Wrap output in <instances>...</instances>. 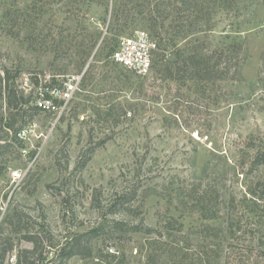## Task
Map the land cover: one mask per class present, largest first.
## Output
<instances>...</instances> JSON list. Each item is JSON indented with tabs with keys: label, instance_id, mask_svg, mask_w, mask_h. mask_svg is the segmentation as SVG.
Here are the masks:
<instances>
[{
	"label": "rangeland",
	"instance_id": "1",
	"mask_svg": "<svg viewBox=\"0 0 264 264\" xmlns=\"http://www.w3.org/2000/svg\"><path fill=\"white\" fill-rule=\"evenodd\" d=\"M89 1L0 0V246H15L4 264L34 249L29 234L34 264H264V165L251 167L264 145V0H200L205 31L170 43L242 44L237 79L207 87L112 60L137 30L168 42L177 9L161 26L158 0ZM6 80L30 100L22 109L8 107ZM51 95L56 108L29 109ZM33 124L25 156L15 130ZM103 226L92 256L64 257L76 234Z\"/></svg>",
	"mask_w": 264,
	"mask_h": 264
},
{
	"label": "trees",
	"instance_id": "2",
	"mask_svg": "<svg viewBox=\"0 0 264 264\" xmlns=\"http://www.w3.org/2000/svg\"><path fill=\"white\" fill-rule=\"evenodd\" d=\"M106 1L107 0H90L89 2L103 5L107 3ZM116 1L117 5V3L123 0ZM181 1L183 3V6L181 7H172V0H158L154 5L155 12H158L160 14L158 16L159 21L154 20L155 25L159 24L161 26H164L166 19H168L169 15H171L170 12L173 9H177L179 15L181 16L177 14V20L170 23L173 25L174 33L169 38L168 42L165 41L159 46L158 51H156L154 55L153 68L155 65H158L160 68L158 70L162 71L161 76L165 75V79L170 78L182 82L190 80L198 83L197 86H200L199 84H201L207 87L209 86V84L215 85L218 80H228L231 78L235 79L239 75L240 69L244 64V60L241 52L242 44L237 40L228 41V39L232 38L229 36L231 34H223L224 41H222V45H218L213 49L209 48V46H206L198 37L189 42L191 43V46L179 47L174 52H169V45L170 43L172 45H175L173 41H175L176 37L182 36L186 32L197 33L198 31H205L201 25H205L204 20L212 16L210 4L206 5L205 3H200V0ZM141 5L142 4L138 3L136 7ZM126 11H128L127 5H124V9L122 11L117 9L112 12L113 21L116 26L120 25V20L122 18H126L124 16ZM180 12H183L184 15ZM107 19L108 18L104 17L103 23H106ZM207 30L208 28L206 29V31ZM116 46L117 44L114 46V49ZM114 49L112 50V53ZM168 52L170 53L169 56ZM5 95L8 107L11 109L20 110L23 108V105L25 103L30 101L24 96L23 92H19L15 88L11 87L9 80H6ZM54 102L57 105H60L62 103L58 98H55ZM29 109L35 111L37 110V107L31 106L29 107ZM129 113L131 114V112H127L126 109L123 111V114L125 116H127ZM117 116L119 119L120 114ZM116 122H118V120ZM8 127L10 128V124H8ZM20 128L18 130H15V138L17 141V134ZM2 147L4 146L0 145V148ZM263 165L264 145L260 147L258 153L252 160L251 167L252 169H258ZM258 186L261 187V192L262 194H264V177L258 182ZM115 207L117 206L115 205ZM117 225L119 227L122 224L119 223ZM169 228L172 229L173 225H170ZM111 229H114L116 231L119 230V228H115L113 225L111 226ZM105 232L106 228L105 226H103L100 229H92L87 232L76 234L73 237L71 244H69L64 257L70 258L74 255H80L82 257L92 256L93 240ZM25 238L33 242V244L35 245V250L39 248L38 240L36 239L35 234H29L25 236ZM13 249H15L13 243H8L5 246H0V264L5 263L7 254L13 251ZM34 249L24 248L20 250L16 264H34V262L28 261L26 256L32 254L35 251ZM187 259V257H184V260Z\"/></svg>",
	"mask_w": 264,
	"mask_h": 264
},
{
	"label": "built area",
	"instance_id": "3",
	"mask_svg": "<svg viewBox=\"0 0 264 264\" xmlns=\"http://www.w3.org/2000/svg\"><path fill=\"white\" fill-rule=\"evenodd\" d=\"M158 49V41L152 37L149 32L145 30H137L133 35L123 37L119 40L112 53V60L137 75L147 76L152 71L154 55ZM63 97L64 101L66 98L68 100L71 97L70 88L63 92ZM55 98L56 97L52 98V95L48 98L42 96L40 99L38 98V104L36 107L44 111L51 110V108L54 109L58 106L54 102ZM35 125L36 124L22 127L17 134L20 143V151L25 156L31 153L28 149V142L34 139ZM11 173L13 179L17 181L23 179V173L20 169L12 170ZM15 258V256L12 257L11 261H14Z\"/></svg>",
	"mask_w": 264,
	"mask_h": 264
}]
</instances>
